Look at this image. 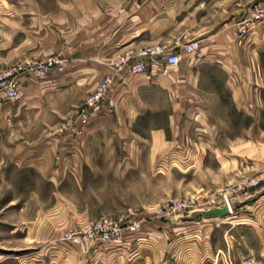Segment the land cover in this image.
<instances>
[{
	"label": "rangeland",
	"instance_id": "obj_1",
	"mask_svg": "<svg viewBox=\"0 0 264 264\" xmlns=\"http://www.w3.org/2000/svg\"><path fill=\"white\" fill-rule=\"evenodd\" d=\"M79 1L0 0V57L22 46L25 31L36 30L38 20ZM15 53L3 71L18 67L19 75L26 74L27 64L49 59L40 51L38 57L30 55L35 51ZM21 97L19 91L12 100L0 95V264L70 259L75 242L99 241L98 234L82 237L103 219L157 230L146 239L151 242L136 248H146L153 264H264V92L258 114L233 109L229 122L213 128L205 123L210 129L198 149L152 153L144 143L141 152L107 155L93 167L76 150L50 152L46 126L33 127L40 119L37 108H21ZM82 101L54 128L74 146L89 124L79 136L63 125L75 118ZM252 179L258 183L247 187ZM214 197L227 199L230 215L200 213ZM183 201L193 202L185 213L168 209Z\"/></svg>",
	"mask_w": 264,
	"mask_h": 264
},
{
	"label": "crops",
	"instance_id": "obj_2",
	"mask_svg": "<svg viewBox=\"0 0 264 264\" xmlns=\"http://www.w3.org/2000/svg\"><path fill=\"white\" fill-rule=\"evenodd\" d=\"M251 1L64 3L63 12L38 20L33 25L36 30L25 31L28 39L22 46L0 57V71L9 67L18 55L15 51L20 50L38 52L30 54L36 57L40 51L57 61L44 77L36 78L30 72L17 77V91L22 96L18 104L37 108L40 119L32 122L33 127L46 126L50 152L61 147L65 153L76 150L82 162L93 167L108 159L107 155L141 152L144 143L152 153L185 146L198 149L200 137L210 129L205 123L213 128L216 123L229 122L233 109L246 116L258 114L262 105L264 25H253L243 37L234 33L236 21L248 11L244 6ZM182 35L198 42L192 54L177 45L176 38ZM151 45L171 49L180 57L166 77L150 81L144 75L127 73L126 66L135 59L120 71L114 70L115 61ZM105 75L112 79L107 92L112 109L89 120L79 145L67 143L56 135L55 125L70 115ZM154 122L162 125L151 124ZM138 233L143 240H137ZM154 234L158 231L142 226L136 233L123 231L120 242L77 243L70 247L76 251L73 257L60 263L54 258L48 264H153L146 248H136L151 242L146 239Z\"/></svg>",
	"mask_w": 264,
	"mask_h": 264
},
{
	"label": "built area",
	"instance_id": "obj_3",
	"mask_svg": "<svg viewBox=\"0 0 264 264\" xmlns=\"http://www.w3.org/2000/svg\"><path fill=\"white\" fill-rule=\"evenodd\" d=\"M256 24L264 25V3H257L248 9L235 23L234 33L237 37H243L247 31ZM176 43L180 47L181 51L186 54H192L198 49V42L189 39L187 40L184 35L176 38ZM131 59H135V62L131 65H127V73L137 76L144 75L148 80L154 81L158 78H164L167 76L171 67L177 65L180 60L178 54L173 53L171 49L165 48L161 45H151L143 47L134 53L115 61L113 68L115 71H120L122 67L127 64ZM57 61L53 58H49L45 62L39 64L32 63L27 64V72H30L35 77H40L49 68L57 65ZM20 69L17 67L11 68L8 71H0V95L2 94L5 99L12 100L17 96V77L19 76ZM112 79L110 75H105L104 78L97 84L94 90L85 96L82 104L80 105L76 116L73 120L67 121L63 125L64 130L68 129V132L79 136L81 135L89 124V119L97 116L104 109L110 111L113 103L107 97V92L110 88ZM61 132L62 130L59 129ZM258 180L252 179L246 183L247 187L255 186ZM193 202L183 201L182 203H171L169 210L171 212L180 211L186 212ZM205 211L212 209L227 208V214H231V207L226 198L220 199L208 198L204 203ZM203 208L200 213L205 212ZM182 216V214H181ZM180 216V217H181ZM139 230L138 225L131 224L129 226L120 227L118 225H112V223L106 220L101 221V225L97 228H86L83 233L82 239L90 238L93 234H98L99 242L104 244L116 243L122 240L123 231L127 233H136ZM75 243H88V242H75Z\"/></svg>",
	"mask_w": 264,
	"mask_h": 264
},
{
	"label": "water",
	"instance_id": "obj_4",
	"mask_svg": "<svg viewBox=\"0 0 264 264\" xmlns=\"http://www.w3.org/2000/svg\"><path fill=\"white\" fill-rule=\"evenodd\" d=\"M264 0H253L250 3H248L247 5L244 6V9H248L251 8L252 6H254L257 3H261ZM227 214V208L226 207H222L221 209H212L206 212H203L202 215L205 217H218V218H222Z\"/></svg>",
	"mask_w": 264,
	"mask_h": 264
}]
</instances>
